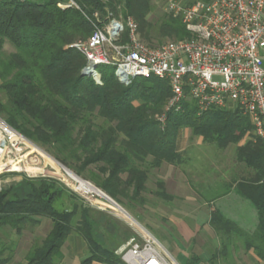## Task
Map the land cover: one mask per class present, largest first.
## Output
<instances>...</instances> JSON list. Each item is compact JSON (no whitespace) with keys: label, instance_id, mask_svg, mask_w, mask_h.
Returning <instances> with one entry per match:
<instances>
[{"label":"trees","instance_id":"1","mask_svg":"<svg viewBox=\"0 0 264 264\" xmlns=\"http://www.w3.org/2000/svg\"><path fill=\"white\" fill-rule=\"evenodd\" d=\"M60 1L0 0V115L119 202L123 197L146 205L150 172L164 163L191 166L190 172L184 170L186 178L204 201L217 202L235 189L254 206L256 228L244 229L217 207L210 225L222 240L225 257L235 238H240L246 249L254 248L264 260V139L252 135L227 160L226 168H220L218 160L225 157V149L252 134L248 116L225 108L199 113L190 99L180 109L168 110L169 82L155 76L135 77L125 84L115 72L107 74L109 66H99L101 83H97L92 75L83 74L86 57L73 46L91 36L94 24L103 25L110 18L135 19L140 37L153 46V40L184 39L190 33L182 14L168 11L152 21V0H75L78 8L65 9L59 7ZM7 43L13 48L10 52L5 50ZM184 128L218 150L219 157L214 154L213 160H207L215 165L213 172L201 173L192 158L178 150ZM93 164L98 165L97 173L87 170ZM59 183L53 178L25 179L20 188L0 189V264H14L18 246L2 232L20 236L43 218L52 221L50 231L36 238L15 264H63L62 249L72 230L87 242L84 264H125L114 249L95 239L87 206L80 205L74 223L79 206L73 202L63 209V196L71 200L75 196ZM155 194L166 200L171 197L162 180ZM195 261L192 258L188 264Z\"/></svg>","mask_w":264,"mask_h":264},{"label":"built area","instance_id":"2","mask_svg":"<svg viewBox=\"0 0 264 264\" xmlns=\"http://www.w3.org/2000/svg\"><path fill=\"white\" fill-rule=\"evenodd\" d=\"M58 5L62 9L79 7L75 0H62ZM166 8L182 14L188 37L153 46L140 37L135 19L110 18L103 25L94 24L91 36L73 45L86 57L83 71L93 70L97 83H101L99 66L114 67L125 84L135 77L167 80L171 88L168 110L180 109L187 99L196 103L199 113L238 109L250 119L253 137L264 139V0H198L192 4L170 0ZM41 152L0 115V173L25 170L31 178L49 177L47 166L41 164ZM57 166L65 182L58 179L71 192L99 209L105 210L107 202L126 212L136 235L117 251L125 264H180L101 188L62 163Z\"/></svg>","mask_w":264,"mask_h":264},{"label":"crops","instance_id":"3","mask_svg":"<svg viewBox=\"0 0 264 264\" xmlns=\"http://www.w3.org/2000/svg\"><path fill=\"white\" fill-rule=\"evenodd\" d=\"M249 140H252V134L248 133L238 144L225 149V168L229 163L227 160L236 155L238 147ZM189 142L187 133L182 130L177 141V148L185 153V156L189 153ZM197 143L204 144L203 137H198ZM186 157L189 158L191 155ZM185 169L190 172L191 166L188 165L183 169L182 166L164 163L157 168L159 177L165 181V184L174 185L175 195L180 190L183 194L177 195L174 197L175 200L168 201V204H161L159 199L156 203L144 205L145 208H156L159 211L165 209L164 212L161 211L160 217L163 219L161 225L145 217L149 224L156 226L162 244L180 264H188L192 258H196L194 264H264V260L258 256L254 248L246 249L240 238H235L234 245L228 247V254L225 257L222 240L210 225L212 211L214 207H217L225 216L235 220L244 229L252 231L258 224L254 206L236 193L235 189L217 202L200 199L189 184ZM62 250L63 264H84L87 256V242L81 234L72 230ZM90 264L102 263L93 261Z\"/></svg>","mask_w":264,"mask_h":264},{"label":"rangeland","instance_id":"4","mask_svg":"<svg viewBox=\"0 0 264 264\" xmlns=\"http://www.w3.org/2000/svg\"><path fill=\"white\" fill-rule=\"evenodd\" d=\"M184 3L188 2H194L196 0H182ZM153 4L155 5V10L149 15V19L152 21H155L158 17L162 16L163 13L168 12L166 6L168 3H170V0H152ZM169 41V39H163L160 42H166ZM157 40H153V44H159ZM12 46L10 44L5 45V50L7 52L12 51ZM98 71H101L102 68L98 67ZM114 72V67L109 66L107 69V74L110 75ZM94 78V77H93ZM95 79V78H94ZM96 80V79H95ZM184 133H187L189 139H190V147H189V153L186 154V156H190L193 159L194 167L198 170L201 171V173L207 174L211 173L215 169V165L211 161L207 160H213V155L216 154L218 157V150L214 149L212 146L208 144H198L197 139L198 136H193L191 130L189 128H184L182 129ZM187 130V131H186ZM248 134V133H247ZM36 144V143H35ZM37 145V144H36ZM40 150H42L41 156V164L45 165L46 173L50 175L49 177H35L31 178L28 177L27 174L23 171H9V172H2L0 173V189L13 186L20 188L22 185V182L25 179H38V178H53L56 180L58 183L60 182L61 184L64 183V178L62 177L61 173L59 172V168L57 166V162H59L57 159H55L52 155H50L45 148L40 147L37 145ZM185 156V154H184ZM218 160L221 161V167H225V157L224 155L218 158ZM66 166V165H65ZM43 167V166H42ZM69 168L68 166H66ZM72 172H74L76 175H78L73 169L69 168ZM87 170L90 171H95L96 173L99 171L98 165H90ZM159 171H157V168H154L150 172V179L147 182V189L144 191V196L149 200L148 203H156L159 199L161 200V204H168V201H173L175 200L174 197L177 195L183 194L182 191L176 192L178 193L175 195L174 190H173V184L170 183V185L167 183L165 184L167 192L170 194V199H165L162 197H159L155 194V191L157 190L158 187V182L163 181L162 178L159 177L160 173L158 174ZM81 178H84L86 180H89L93 184L91 179L86 178L84 176L78 175ZM62 181H60L59 179ZM170 182V181H169ZM59 183V184H60ZM165 183V181H164ZM64 185V184H63ZM96 185V184H95ZM97 186V185H96ZM98 187V186H97ZM67 190L70 191L68 186H66ZM169 189V191H168ZM71 192V191H70ZM75 197L74 200L69 199L66 195L63 196L62 203H63V209L72 207L73 202L77 203L79 206L78 213L76 219H74V223L76 224V221H78L80 217V205L87 206L90 209V214H91V220H92V229H93V234L95 236V239L98 240L101 244L104 246L114 249L115 253L120 256L119 253H117L118 249L122 247L126 242L133 236L136 235V230L130 226L128 223V218L127 214L125 211L122 209H119V206L112 205L110 203H107V207L105 210L99 209L97 205L91 204L89 201L86 202L85 199H83L80 195H77L76 193L74 194L71 192ZM121 198V202L115 201L122 206L135 220H137L146 231L152 235L155 236L159 241L161 240V236L158 234V230L156 229V226L153 224H149L146 221V218H149L152 222L155 223H161L163 219L160 217L162 214L161 211L164 212L165 209H161L159 211L156 208L149 209L145 208L143 204L140 202L136 201H130L127 198ZM104 202V201H103ZM147 205V204H146ZM168 210V209H167ZM166 212V211H165ZM146 217V218H145ZM161 225V224H160ZM52 227V221L47 218H43L42 222L39 226L37 227H30L28 226L22 235H17L14 232L11 231H4L2 232V236L6 240H16L18 242L17 250H16V257L14 259L15 263H18L19 261H22L24 259V254L27 252L28 248L34 242L36 238H43L44 236L47 235V233L50 231ZM140 227V226H139ZM165 227V226H164ZM141 228V227H140ZM135 233V234H133ZM133 235V236H132ZM162 241V240H161ZM160 241V242H161ZM121 257V256H120ZM14 263V264H15Z\"/></svg>","mask_w":264,"mask_h":264},{"label":"bare ground","instance_id":"5","mask_svg":"<svg viewBox=\"0 0 264 264\" xmlns=\"http://www.w3.org/2000/svg\"><path fill=\"white\" fill-rule=\"evenodd\" d=\"M2 169H3V166L0 165V171H2ZM70 176H73V178L79 180V178H78L77 176L73 175L72 173L70 174ZM79 182H80V184H81L82 187L85 185V183H84L82 180H79ZM92 189H93V191H95L96 193L101 194V192H100L99 190L94 189V188H92Z\"/></svg>","mask_w":264,"mask_h":264},{"label":"water","instance_id":"6","mask_svg":"<svg viewBox=\"0 0 264 264\" xmlns=\"http://www.w3.org/2000/svg\"><path fill=\"white\" fill-rule=\"evenodd\" d=\"M93 69H95V67H93ZM94 72H93V70H84L83 71V74H85V75H92Z\"/></svg>","mask_w":264,"mask_h":264}]
</instances>
